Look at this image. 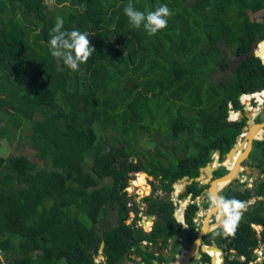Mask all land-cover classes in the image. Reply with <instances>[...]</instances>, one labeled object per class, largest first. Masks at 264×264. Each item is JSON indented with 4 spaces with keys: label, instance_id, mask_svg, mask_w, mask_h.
Here are the masks:
<instances>
[{
    "label": "trees",
    "instance_id": "obj_1",
    "mask_svg": "<svg viewBox=\"0 0 264 264\" xmlns=\"http://www.w3.org/2000/svg\"><path fill=\"white\" fill-rule=\"evenodd\" d=\"M48 1L0 0V30L8 21L21 28L17 39L0 38V135L29 123L21 140H29L36 159L0 157V264H93L101 243L104 264H138L135 257L168 264L181 238H195L197 210L185 209L183 227L168 198L143 197L144 213L157 219L146 233L136 228L137 211L125 189L141 172L152 179L151 191L170 194L182 177L197 178L216 151L219 163L224 160L245 121L224 120L230 109L241 110V94L264 87V63L248 55L229 67L221 44L243 57L264 43V0ZM129 2L145 14L166 4L173 14L150 36L124 15ZM258 11L262 21H251L249 14ZM57 16L64 19L62 31L88 32L94 49L75 71L51 56ZM260 51L264 55V44ZM219 73L225 76L213 82ZM252 98L261 102L264 89ZM142 131L145 142L157 135L167 145L151 141L152 150L142 152L136 139ZM252 148L249 156L263 166L264 177V142L253 141ZM136 181V191L147 189ZM198 190L191 182L179 196L194 198ZM252 191L264 198V178ZM220 197L243 202L250 193L225 188ZM251 224L264 232L263 201L244 211L231 231L217 228L202 241L233 251L223 264H252L257 241ZM201 261L208 264V256Z\"/></svg>",
    "mask_w": 264,
    "mask_h": 264
},
{
    "label": "clouds",
    "instance_id": "obj_2",
    "mask_svg": "<svg viewBox=\"0 0 264 264\" xmlns=\"http://www.w3.org/2000/svg\"><path fill=\"white\" fill-rule=\"evenodd\" d=\"M79 7H80V10L82 12L86 9V5H83V4L80 5ZM123 11H124V15L127 17L129 23L133 26V28L139 29L141 27V25H143L144 31L147 32V34L150 36L155 35L159 30L166 28L167 23H168L167 18L173 14L166 4L159 5L155 8L154 11H148L147 14H145L144 12L134 10L132 4L129 2L124 7ZM63 26H64V19L60 16H57L55 25L51 29V33H50L51 38L49 40V45H50L51 56L54 57L57 60V62H62L69 69L75 71L78 69V67L81 63H84L88 60V58L94 52V49L90 46V41L88 39V32H81L78 29H73L71 31H62ZM255 48H256V46H255ZM256 92H258V91L256 90L255 92L250 93V94H254ZM243 94H246V93H243ZM241 95L237 99L238 105L241 109L243 107L244 110H248L246 108V102H244V104H242L243 100L241 99ZM251 99L252 100H250V101L251 102L254 101L256 104V101L252 97H251ZM256 106L259 107V105H257V104H256ZM230 112H236V113L239 112L236 115L235 120H232L233 122L237 121L236 120L237 117L239 115H241V110H238V111L232 110ZM228 120H231V119H228ZM236 139L238 141H241L239 138V135ZM225 167H227V166L224 165L222 168L225 169ZM225 170H227V169H225ZM133 175H135V173H133ZM179 180L176 182H180ZM130 181H132V180H130ZM180 183L183 184V182H180ZM130 187H132V186H130ZM128 188H129V185L125 189V191L127 193L129 190ZM205 190L206 189H204V192H205ZM172 192H173V189L169 194L170 197L168 200H171ZM182 192H183V190L180 192L179 195H181ZM178 198L180 200V196H178ZM171 204H172V202H171ZM214 207L217 209L218 215L223 218L222 219V225L227 227V229L230 231L232 230L233 223L236 222L240 218L242 211L246 209V205L244 202L237 201L235 199L229 200V199H225V198H220L219 200L215 201ZM175 220H177L176 216H175ZM253 232L255 234V231H253ZM147 233H149V232H147ZM256 241L258 242L257 239H256ZM142 244H145V243H142ZM204 246H207V245H204ZM263 247H261V248H263ZM255 248L257 250L258 243H257V246ZM260 252L262 253V250H260ZM209 254L210 253H207L208 258L211 256V254L210 255ZM262 254L264 255V253H262ZM204 255H206V254H204ZM224 256H223V260H224ZM253 256L255 259L254 254H253ZM216 261H219V263H220V259H219V256L217 254H216ZM262 262H264L263 259H262ZM255 263H258V261ZM255 263H253V264H255ZM222 264H223V262H222Z\"/></svg>",
    "mask_w": 264,
    "mask_h": 264
},
{
    "label": "water",
    "instance_id": "obj_3",
    "mask_svg": "<svg viewBox=\"0 0 264 264\" xmlns=\"http://www.w3.org/2000/svg\"><path fill=\"white\" fill-rule=\"evenodd\" d=\"M264 41V40H263ZM263 41H261V42H263ZM248 55H254V57H258V56H256L255 54H252V49H250L248 52H247V54L245 55V56H243V57H241L240 56V58L242 59V58H245V57H247ZM259 58V60H260V62L261 63H264V56L262 57V58H260V57H258ZM261 89H264V87H261V88H258L257 89V91H259V90H261ZM230 111H232L231 109L229 110V112ZM239 118H240V115L237 117V119L236 120H239ZM246 118H247V116H246ZM260 118H261V116H260ZM224 123L225 124H231V123H233V121L232 120H228V119H225L224 120ZM260 127V128H259ZM253 128H259V129H262L263 130V128H264V123H262V124H251L250 125V127H249V129H248V131L247 132H245V134L247 133H250V132H252L251 130L253 129ZM245 130V129H244ZM254 130V129H253ZM257 140H260V139H253V138H250V137H245V135H244V138H243V141H246L247 142V147H246V149H243V151L240 153V154H238L239 152H237L236 154H238L237 156L240 158V160H239V158L235 161V165H234V169H233V171L231 170H225L226 171V174L225 175H223V176H221V177H219V178H212L213 177V175H212V173L216 170V169H218V168H220L219 167V163H218V159L217 158H214L213 160H212V162H210V163H207L203 168H199V175H198V177L197 178H194V179H188L187 177H182L179 181L180 182H183V191L185 190V186H187V185H189L191 182H197L200 186H206V190H205V192L207 193L206 195H207V197L209 198V201H210V207H208L207 209H206V215H205V218L206 219H208V222H207V224L209 223V221H210V218L212 217V216H216L217 215V209L214 207V203H215V201H217V200H219L220 199V194L219 193H221L222 192V190L223 189H225V188H228L229 186H231L232 187V192H234V191H237V192H241V187H239V186H236L235 185V181L237 180V177H238V174H239V172L241 171V162L242 161H244V160H246L247 159V155L249 154V152L251 151V144H252V142L253 141H257ZM262 141H264V140H262ZM236 142H238L237 141V139L235 140V142H234V144L232 145V147L229 149V151L225 154V156H224V159H226L228 156H229V154L231 153V152H233V149H234V147H235V145H236ZM215 155H218V152L216 151L215 152ZM223 161L224 160H222V163H223ZM215 162V165L217 166V167H213L212 165H213V163ZM222 166H224V164L223 165H221V167ZM244 169H245V171L246 172H250V169H249V167H247V166H245L244 167ZM140 174H143L146 178H149L146 174H144V173H141L140 172ZM225 178H228L227 180V184L226 185H224L223 187H221L220 189H215V187H214V185H213V183L214 182H216V181H218V180H222V179H225ZM172 187H174V186H172ZM173 189V188H172ZM174 207H176L177 208V205H176V203H174V202H172V205H171V210H173V208ZM171 212V211H170ZM204 218V221H203V224H202V226L198 229V231L196 232V235H195V238H194V240L192 241V243L191 244H184L181 248H180V250H179V252H178V254H175L174 256H173V260L171 261V262H169L168 264H181V263H175V261L177 260V258L183 253V252H186V254H185V256H184V260H185V263L184 264H191L190 262H189V260L193 257V256H195L196 258H200V256L202 255V254H206L207 255V251H214L215 253H217V254H219V259H220V264H222V262H223V255H222V252H221V246H215V245H212V244H210V245H207V246H204L203 245V243H202V239H203V237L206 235V234H208V233H210V232H212V231H214V230H216L217 228H222V227H220V226H216V228L215 227H213V228H210V229H207L208 228V226L206 225V223H205V221H206V219ZM220 218H222L221 216H220ZM157 219H154L153 217H151L150 215H145L143 218H141V220H140V225H136V228H142L141 226L142 225H144V223H145V221H147V222H150L151 223V225L154 223V221H156ZM176 222L179 224L180 222L178 221V220H176ZM211 222V221H210ZM208 225H210V227L211 226H213V224H208ZM152 229V228H151ZM151 229H150V231H151ZM149 231V232H150ZM102 247H103V244L101 243L100 244V246H99V249H98V258L99 259H103V257H102V255H101V253H102ZM140 249L142 250V251H144V246H143V244H141V247H140ZM153 254H157V252L156 251H153L152 252ZM215 259H216V257H212V256H210L209 257V264H214L215 263ZM137 261H139V259H137ZM181 262H183V261H181ZM94 264V263H93ZM142 264V263H141ZM151 264H157V262L156 261H152L151 262ZM204 264H207V263H204ZM261 264V263H260Z\"/></svg>",
    "mask_w": 264,
    "mask_h": 264
},
{
    "label": "rangeland",
    "instance_id": "obj_4",
    "mask_svg": "<svg viewBox=\"0 0 264 264\" xmlns=\"http://www.w3.org/2000/svg\"><path fill=\"white\" fill-rule=\"evenodd\" d=\"M186 1L191 2L193 0H186ZM51 2H52V0L51 1H48V4H50ZM262 15H263L262 11H258L256 13H250L249 14V19L251 21H262V18H263ZM20 34H21L20 24L18 22H13V21H8V24H6V26H4L3 28H1V30H0V38H3V37H11V38L17 39ZM221 48H222V51L224 52L225 58H227L229 67L234 66L235 63H237L239 61V59L236 56H234L232 53H230V51L228 49H226V47L223 46V44H221ZM255 50H256V48H255ZM258 52H259V47H258V49H257V51L255 53H258ZM258 54H262V53L260 52ZM223 76H225V75L224 74H221V73L215 74V76L213 78V82L218 81L219 78H222ZM255 107H253V109H256ZM259 109L261 111V108L260 107H259ZM247 111L248 110H245V112H247ZM235 113L236 112H229L228 119H231L232 120L233 119V115ZM238 113L239 112H237V114ZM256 120H258V119H256ZM28 125H29V123L24 124V127L22 129L17 130V131H15L13 133H11L12 130H10V128H9L8 132L10 131L9 132L10 134H8L7 137L4 136V135H0V157H5L9 153H14V154H18V155L19 154L25 155L26 157L30 158L32 161L35 162L36 159L33 157V153L34 152L29 147V140L28 141H25V142H23L21 140V137H25L26 138L29 135ZM0 127H1V124H0ZM146 137H147L146 136V133L143 132V131L140 132V134H138V137H136V139L138 140V143H140V148H141V151L142 152H146L148 150H152L151 147H150L151 146L150 145L151 144V141L154 143V144H152L153 147H156V146L157 147L158 146L160 147L161 145H165L166 144V142H165L166 140L164 138L163 139L157 138V135L152 140H150L149 143L148 142H145L146 141L145 140ZM154 139H155V141H154ZM241 142H242V140H241ZM167 150H169V149H167ZM252 151H253V148H252ZM191 152H192V150H189L188 153H191ZM213 159H214V156H213ZM37 165L40 166L41 163H38ZM213 166H216V165H213ZM220 168H218L219 170L216 172V174H215V171L216 170L213 172V174H212L213 177H215L217 174L218 175H225L226 174V172H224V170L222 168L221 169ZM136 174H138V173H135V175H133V174L131 175V180L132 181L129 182V188H128L129 190H128V193H129V195H130V197H131V199L133 201V204H134V206H132L131 209L132 208H136V211L141 212V209L143 208V202H144V201H142V198L143 197H146V196H150L151 195L153 197H157V199H163L164 195H163V193L160 190L151 191L150 184L152 182L151 181L152 179L151 178H146L144 175H143L144 176V181H145V184H146L148 190H147V192H146L145 195H143V196L138 195L137 192H136V186L134 185V182H133L134 180H136V178L138 176ZM131 183H132V185H131ZM154 184L158 187V183L156 181H154ZM130 186H132V187H130ZM228 188H230L232 190V187L231 186H229ZM181 191L182 190H179V193ZM180 200L181 201H184L185 200V202L187 203V200L185 198H180ZM141 215L142 214H138L137 216L140 217ZM138 217L136 219L137 221H135V224L136 225H140L141 224ZM132 218H133V214L131 213V214H129L127 216V220L125 221V223L126 224L131 223L130 220ZM83 219H84V217H83ZM145 224L148 227L145 228V226H143L141 229H142L143 232H146L147 233V232L150 231L149 229L152 226H151V223L150 222H147V221H145L144 225ZM257 232L260 234L259 230ZM255 235H256V232H255ZM256 237H257V240L259 241L262 236L259 235V236H256ZM144 245L145 244H143V246ZM94 260L97 261L98 258L96 257ZM136 261H137V259H136Z\"/></svg>",
    "mask_w": 264,
    "mask_h": 264
},
{
    "label": "flooded vegetation",
    "instance_id": "obj_5",
    "mask_svg": "<svg viewBox=\"0 0 264 264\" xmlns=\"http://www.w3.org/2000/svg\"><path fill=\"white\" fill-rule=\"evenodd\" d=\"M262 44H264V43H259V52L258 53H260L261 51H260V46L262 45ZM257 53V54H258ZM259 56H264V55H261V54H258V57ZM242 57V56H241ZM239 60H241V58H240V56H238L237 57ZM263 103H264V99L260 102V103H258V105H259V107L261 108V111H260V109H259V107H257L256 106V104H255V102L253 101V102H249V105H250V107H251V109H248V111L247 112H245V110L243 109V107H242V109H241V115H240V118H239V120L241 119V118H244V127H243V129H245L244 130V132H247L248 131V129H249V127H250V125L251 124H257V122H256V119L258 118V115H264V105H263ZM256 106V107H255ZM253 107H255L256 109H253ZM257 111V112H256ZM254 112H256V113H254ZM246 116H247V118H246ZM263 134V133H262ZM248 134L246 133L245 134V136H247ZM255 139H257V138H255ZM243 140V139H242ZM239 142V141H238ZM238 142H237V147H236V150H235V154H234V156H233V158L232 159H230L228 162H226L225 163V165L228 167V169H233L234 168V165H235V161L239 158L237 155L238 154H240L241 152H242V150L243 149H246V147H247V142L246 141H242L241 142V145H239L238 144ZM253 143V142H252ZM241 146H243L242 148H241ZM239 151V153L238 154H236L237 152ZM251 151H252V144H251ZM251 151L249 152V154L247 155V159L246 160H244V161H242L241 162V171L239 172V174H238V177H237V179H238V185L237 186H239V187H241V192H239V193H243L244 194V192L245 191H247V192H249V190H250V188H252L253 187V183H252V181L253 180H251V184L249 185V187H247V186H245V187H247V188H244V185H246V181H245V176H248L249 177V179L251 178V173L252 172H256L257 174V178L259 179V181L260 180H262L261 179V176L263 177V171L261 172V170H262V168H263V166L262 165H259V162H254V161H256L257 160V158L256 157H250L249 155H250V153H251ZM239 160H240V158H239ZM219 162V161H218ZM222 163V161L219 163V164H221ZM245 166H247V167H249V169H250V173H249V175H245V170H244V167ZM139 174V173H138ZM213 174V173H212ZM264 178V177H263ZM142 179V178H141ZM142 180H144V178L142 179ZM258 181V182H259ZM220 182H223V180H221V181H218V182H216L215 183V185L216 184H218V183H220ZM144 183H145V181H144ZM224 185H226L227 184V181H224ZM215 187V186H214ZM221 187L220 186H218V187H215V189H220ZM249 188V189H248ZM220 195H221V193H219ZM142 195H145V194H142ZM170 196H169V194H165L164 195V197H163V199H166V198H169ZM185 199L187 198V196H185L184 197ZM221 198V197H220ZM250 199V197L247 199V201ZM191 200H193V199H191ZM168 201H171V200H168ZM185 201V200H184ZM247 201H245L244 203H245V205H246V209L245 210H243L242 211V214H243V212L244 211H246L247 209H250V208H252V206L254 205V204H256L258 201H255L254 203H251V204H246L247 203ZM183 202V201H182ZM147 205V203L146 202H144V204H143V208L141 209V212H139V211H137V213L135 214V216L136 217H138L137 215L138 214H142L140 217H138L139 218V221L141 220V218H142V216L144 217L146 214L144 213L145 212V206ZM185 211V210H184ZM184 211H183V213H184ZM241 214V215H242ZM151 217H153V216H151ZM133 218H134V215H133ZM154 219H156L155 217H153ZM174 219H175V215H174ZM207 220V219H206ZM182 221H183V214H182ZM155 222V221H154ZM207 223V222H206ZM154 225V223L152 224V226ZM257 226H261V225H257ZM254 231V230H253ZM194 240V239H193ZM192 240V241H193ZM192 241L191 242H187L186 241V238H181L180 239V248L184 245V244H191L192 243ZM202 243H203V241H202ZM218 244V243H217ZM215 242L214 243H212V245H217ZM203 245H205L204 243H203ZM217 246H220V244H218ZM180 248L178 249V252H179V250H180ZM168 249V248H167ZM145 250V249H144ZM153 251H156L155 249L154 250H150V252L152 253ZM208 253H210L211 254V256L212 257H216V254L217 253H215L214 251H207ZM162 255H164L165 256V251H161L160 252ZM178 254V253H177ZM184 254H186V252H183L181 255H184ZM155 255V254H154ZM175 254H173V256H174ZM185 256V255H184ZM201 258H202V255L200 256V258L198 259V261L195 259V256H193L191 259H190V263L191 264H198V262H199V264H202V262H205V261H201ZM135 259H139V262H138V264H141L140 263V258H138V257H135ZM218 260V259H217ZM153 261V260H152ZM151 261V262H152ZM206 263V262H205ZM209 264V263H208ZM214 264H220L219 263V261H216V259H215V263ZM255 264H258V263H255Z\"/></svg>",
    "mask_w": 264,
    "mask_h": 264
},
{
    "label": "crops",
    "instance_id": "obj_6",
    "mask_svg": "<svg viewBox=\"0 0 264 264\" xmlns=\"http://www.w3.org/2000/svg\"><path fill=\"white\" fill-rule=\"evenodd\" d=\"M259 43V42H258ZM257 44V43H256ZM256 44H254L250 49H252V54H255L256 55V51L257 50H254L255 49V46H256ZM249 49V50H250ZM245 56V55H244ZM254 56V55H253ZM259 59V58H258ZM260 116H261V118H260ZM258 120H256V122H257V124L259 125V124H262V123H264V115H258V118H257ZM259 129V128H258ZM259 130H261V131H263V134H264V128H263V130L262 129H259ZM259 141H262V140H259ZM240 143H241V141H239ZM215 165V164H214ZM245 170V169H244ZM245 172V175H249V173L248 172H246V171H244ZM257 173L254 171V172H252L251 173V178L249 179V177L248 176H245V181H246V185H244V188H247V187H249V185L251 184V180H253L252 181V183H253V187L252 188H250V190H249V193H250V199L247 201V200H245V201H247V203L246 204H251V203H254L255 201H263L264 202V198H261V197H256V195L253 193V191H252V189L253 188H255V185H256V183L259 181V179L256 177L257 175H256ZM213 179H214V177H212ZM143 179V178H142ZM261 179L263 180V177L261 176ZM261 181V180H260ZM135 182L136 181H134V184H135ZM238 179L235 181V185L237 186L238 185ZM199 185V184H198ZM252 185V184H251ZM141 186V185H140ZM245 186H247V187H245ZM200 187H202V186H200L199 185V190H198V193H196V196L194 197V198H190V196H187V198H186V200H187V202H188V200H189V198L190 199H195V200H192V201H194V205H195V209L197 210V212H195L194 214H193V219H196L197 220V225H195L196 227H198V229L202 226V224H203V221H204V218H205V215H206V209L208 208V207H210V201H209V198L207 197V193L205 194V192H204V189H202V190H200L201 188ZM204 187V186H203ZM183 189V188H182ZM249 189V188H248ZM142 190V189H141ZM147 190H148V188H147ZM147 190H142V191H140L141 192V194H146V192H147ZM178 191V190H177ZM137 192V194L138 193H140V192H138V191H136ZM199 194H200V196H199ZM202 195H205V196H202ZM245 201H243V202H245ZM206 219V218H205ZM222 219L223 218H220V216L218 215V213H217V215L216 216H212L211 218H210V221H209V223L208 224H213V226H215V224H217L218 226H220V227H224L223 225H222ZM206 222H208V219L206 220ZM207 224V223H206ZM143 226H145V225H142L141 227H143ZM152 226V225H151ZM208 226V225H207ZM210 226V225H209ZM213 226H211V228H213ZM148 227V226H147ZM147 227H145V228H147ZM152 228V227H151ZM150 228V229H151ZM216 228V227H215ZM250 228L251 229H253L255 232H256V235L254 234V237H252L253 239L255 238V239H257V237L256 236H262L261 238H260V240L257 242L258 243V248H257V250H256V248H254L256 251V253L255 254H257V251H260V250H262V253H264V232H263V227L262 226H257V225H253V224H251L250 225ZM149 229V230H150ZM259 230V232H260V234L257 232ZM223 245H221V247H222ZM261 247H263V248H261ZM261 248V249H260ZM223 249V248H222ZM254 249H253V254H254ZM260 249V250H259ZM202 255H204V254H202ZM98 258V257H97ZM183 258V257H182ZM182 258H178V259H182ZM195 259L198 261V258H196L195 257ZM190 261V260H189ZM262 261V259H260L259 261H258V264H263V262H261ZM94 264H104V261H103V259H99L98 258V260L96 261V260H94ZM198 264H199V262H198Z\"/></svg>",
    "mask_w": 264,
    "mask_h": 264
},
{
    "label": "built area",
    "instance_id": "obj_7",
    "mask_svg": "<svg viewBox=\"0 0 264 264\" xmlns=\"http://www.w3.org/2000/svg\"><path fill=\"white\" fill-rule=\"evenodd\" d=\"M258 46H259V44L257 43L256 44V50L258 49ZM252 95L253 94H242L241 95V99L243 100L242 101V104H244V102H246V108L247 109H251V107H250V105H249V102H250V100H252L251 99V97H252ZM258 103H260L259 101H256V104L258 105ZM236 115H237V113H235L234 115H233V119L232 120H235V118H236ZM240 133H239V138H240V140H242L243 138H244V135H245V132H244V129H241L240 131H239ZM214 156V158H216V156L215 155H213ZM219 165V167H221V165H223V163H221V164H218ZM217 165V166H218ZM217 166H215V167H217ZM223 167V166H222ZM225 169H227V167H225ZM177 183V184H176ZM176 183H173L172 185H171V187L172 186H178V188H180L179 190H182V187L184 186V185H182L181 183H179V182H176ZM174 187H172L173 188V192H172V197H171V202H174V203H176L177 204V211H179V219H180V224H181V226H183V227H185L184 226V224H183V221H182V214H183V211L188 207V206H192V207H195V205H194V201H192V200H188V202L186 203V202H182V201H180L179 200V198H178V196H179V190L178 191H176L175 190V188ZM205 194H206V192H205ZM202 196H205V195H202ZM195 200V199H194ZM182 202V203H181ZM182 204H183V206H182ZM194 214V213H193ZM175 215V212L173 213V216ZM192 222H193V224L194 225H197V220L196 219H192ZM223 248V249H222ZM256 250H254V255H255V259H254V262L253 263H255V262H257V261H259L260 259H263L264 260V255L260 252V251H257V254H255L256 252H255ZM221 252H222V255L224 256V255H226V254H228V259L229 260H231V259H233L234 258V255H233V251L232 250H228V249H226L224 246H222L221 247ZM226 252V253H225ZM210 255V254H209ZM218 256H219V254H217ZM1 258V257H0ZM242 259V258H241ZM252 263V264H253ZM2 264H6V262L5 261H2ZM251 264V263H250Z\"/></svg>",
    "mask_w": 264,
    "mask_h": 264
},
{
    "label": "bare ground",
    "instance_id": "obj_8",
    "mask_svg": "<svg viewBox=\"0 0 264 264\" xmlns=\"http://www.w3.org/2000/svg\"><path fill=\"white\" fill-rule=\"evenodd\" d=\"M259 57L262 58L263 56H259ZM256 112H257V111H256ZM256 112H254V113H256ZM259 128H260V127H259ZM253 129H254V130H253ZM253 129L251 130L252 132L248 133L247 136L250 137V138H253V139L257 138V139L263 140V139H261V138L258 137V136H260V135H259V133H257V131H260V134H262L263 131H261V130H259V129H257V128H256V129L253 128ZM262 135L264 136V134H262ZM247 136H246V137H247ZM238 144L241 145L240 142H238ZM236 147H237V142H236V145H235V147H234V149H233V152H231V153L229 154V156H228L226 159H224V161H223V164H224V165H225L226 162H228L230 159L233 158V156H234V154H235ZM242 147H243V146H241V148H242ZM242 151H243V150H242ZM214 164H215V162L213 163V165H214ZM213 165H212V166H213ZM213 167H215V166H213ZM233 169H234V168H233ZM233 169H228V167H227V170H230V171L232 170V171H233ZM139 174H140V173H139ZM139 174H138V175H139ZM137 179L142 180L141 178H137ZM137 179H136V180H137ZM227 179H228V178L222 179L223 182H220V183H218V184L215 185L216 182L221 181V180H218V181L214 182L213 185H214L215 187H218V186L223 187L224 184H225L224 181H228ZM136 180H134V181H136ZM134 181H133V182H134ZM133 182H132V183H133ZM142 182H144V180H142ZM132 183H131V185H132ZM135 184H137L139 187H141L139 181H136ZM174 188H175L176 191L180 189V188H178V186H177V187L175 186ZM140 190H141V189H140ZM146 190H147V189H146ZM141 191H142V190H141ZM138 195L143 196V195L141 194V192L138 193ZM182 206H183V204H182ZM196 212H197V211H196ZM205 223H206V221H205ZM206 225H208V224H206ZM216 226H217V224H215V226H213V227H216ZM145 227H146V225H145ZM210 228H211V227L208 225V228H207V229H210ZM184 255H185V254H184ZM184 255H180L178 258H182V257H183V258H182V259H178V258H177V260L175 261V263H181V264H184V263H185ZM181 261H183V262H181Z\"/></svg>",
    "mask_w": 264,
    "mask_h": 264
}]
</instances>
